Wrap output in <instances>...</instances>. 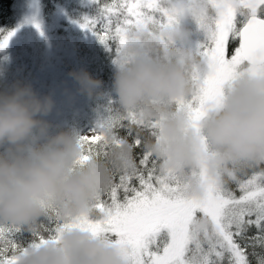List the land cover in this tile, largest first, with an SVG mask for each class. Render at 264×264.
I'll use <instances>...</instances> for the list:
<instances>
[{
  "label": "clouds",
  "instance_id": "obj_1",
  "mask_svg": "<svg viewBox=\"0 0 264 264\" xmlns=\"http://www.w3.org/2000/svg\"><path fill=\"white\" fill-rule=\"evenodd\" d=\"M203 0H171L169 11L178 22L164 27H140L129 32L112 88L118 96L117 114L136 113L141 121L155 120V136L140 131L143 148L187 185V194L202 198L205 185L193 173L203 169L211 181L227 183L228 174L264 162V70H241L224 87L218 107L210 108L191 127L177 101L196 95L200 82L192 79L201 64L192 34L181 21L204 12ZM3 72L0 71V75ZM71 76L89 96L102 81L87 71ZM54 107L51 95H41L31 83L16 81L0 91V224L38 232L43 218L63 224L97 219L94 206L109 189L114 175L135 163V148L127 138L114 141L110 122L100 124L109 145L106 154L80 163L82 137L75 130L50 134L46 117ZM199 226H209L201 217ZM18 264H127L121 248L103 235L77 227L61 229L58 242H49L18 256Z\"/></svg>",
  "mask_w": 264,
  "mask_h": 264
},
{
  "label": "snow or ice",
  "instance_id": "obj_2",
  "mask_svg": "<svg viewBox=\"0 0 264 264\" xmlns=\"http://www.w3.org/2000/svg\"><path fill=\"white\" fill-rule=\"evenodd\" d=\"M98 14L85 16L80 24L97 36L105 48L120 56L130 31L164 27L178 22L169 11L171 0H90ZM204 12L197 18L203 39L195 46L201 64L192 79L199 81L198 93L176 102L186 110L191 127L210 108L220 106L224 87L241 70H264V0H203ZM37 29L40 25L35 24ZM14 31L0 29V49L6 47ZM114 141L127 138L135 148V163L116 173L109 189L97 201V219H79L63 224L48 217L41 232L33 233L27 246L18 244L21 228L0 224V264H18V256L49 242H58L61 229L77 227L103 235L115 242L127 264H264V162L228 174L227 183L208 179L199 169L205 185L202 198L187 194V185L175 173H165L160 162L143 148L140 131L155 136L158 123L141 121L136 113L110 115ZM105 122V121H104ZM104 122L100 124L103 128ZM120 130L126 135L121 136ZM80 163L91 155L106 154L109 148L102 131L93 129L80 138ZM209 221L201 228L200 218ZM256 231L249 235L251 229ZM251 249V252L249 251ZM257 249H260L258 252Z\"/></svg>",
  "mask_w": 264,
  "mask_h": 264
},
{
  "label": "rangeland",
  "instance_id": "obj_3",
  "mask_svg": "<svg viewBox=\"0 0 264 264\" xmlns=\"http://www.w3.org/2000/svg\"><path fill=\"white\" fill-rule=\"evenodd\" d=\"M44 1L47 0H15L14 17H3L0 29L15 33L6 45L13 59L21 60L14 74L19 81L31 83L41 95L52 96L53 110L44 118L59 125L63 118H70L86 103V93L63 64L77 54L81 45L91 44L90 31L82 29L80 24L85 16L89 17L87 9L92 3L90 0H54L53 7L46 11ZM72 10L77 12L72 13ZM37 23L39 29L35 27ZM181 24L190 30V46L195 48L203 39L202 32L190 18ZM112 64L115 72L114 60ZM93 129L96 128L83 130L80 135L90 134Z\"/></svg>",
  "mask_w": 264,
  "mask_h": 264
},
{
  "label": "trees",
  "instance_id": "obj_4",
  "mask_svg": "<svg viewBox=\"0 0 264 264\" xmlns=\"http://www.w3.org/2000/svg\"><path fill=\"white\" fill-rule=\"evenodd\" d=\"M14 3L15 0H0V23L3 22V17L7 19L14 17ZM53 3L54 0L44 1V9L46 11L51 9ZM87 10L89 17L98 14L97 6L94 4H91ZM71 12L74 13L77 12V10H72ZM79 12L81 11L79 10ZM90 33L91 44L87 46L84 44L81 45L77 49V54L71 60L66 61L63 65L66 71L73 72L77 70V72H79L80 70H84L94 79L102 81L101 87L97 90L102 93V95L89 96L86 93V103L84 107H82L81 110L78 109V112L72 114L70 118H63L59 125L50 123L52 125L49 130L50 134L70 129L75 130L80 134L81 131L88 130L90 127L97 128V126L106 121L110 115H115L119 109L118 96L112 88L114 76V66L112 61L115 59V55L105 48L93 32L90 31ZM20 63L21 60L13 59V55L10 53L8 47L0 49V71L3 72V74L0 75V91L10 88L13 83L19 81L13 70H15V67ZM119 134L124 136L126 135V132L120 130ZM48 223L47 218L42 219L41 224L47 226ZM255 231V228L251 229L249 235H252ZM38 232H41L45 236L47 235V233L43 232L41 225ZM14 238L18 244L25 247H27L34 239L33 233L28 232L23 228H21L20 232L15 234ZM249 251L251 252V249H249ZM257 251L259 252L260 249H257ZM249 259L252 261V264H256L254 257L249 256Z\"/></svg>",
  "mask_w": 264,
  "mask_h": 264
}]
</instances>
